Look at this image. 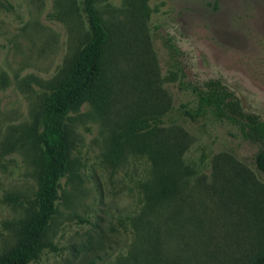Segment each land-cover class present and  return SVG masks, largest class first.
Returning <instances> with one entry per match:
<instances>
[{"label": "rangeland", "instance_id": "obj_1", "mask_svg": "<svg viewBox=\"0 0 264 264\" xmlns=\"http://www.w3.org/2000/svg\"><path fill=\"white\" fill-rule=\"evenodd\" d=\"M94 1L115 38L112 96L70 113L69 171L29 264H249L264 248L259 144L184 115L197 97L181 80L220 78L264 119V0ZM87 34L80 0H0V255L36 210L40 112ZM247 175L257 188H239Z\"/></svg>", "mask_w": 264, "mask_h": 264}, {"label": "trees", "instance_id": "obj_2", "mask_svg": "<svg viewBox=\"0 0 264 264\" xmlns=\"http://www.w3.org/2000/svg\"><path fill=\"white\" fill-rule=\"evenodd\" d=\"M80 7L87 22V39L64 76L45 97L40 112L38 137L43 166L36 196L37 207L23 221L17 243L0 255V264H29L43 249L48 229L58 210L63 178L70 167V113L87 100L99 106L108 105L111 100L115 77V38L94 0H80ZM170 48L175 55L181 53L174 42L170 43ZM181 83L192 88L197 97L195 107L182 106L183 114L192 120L212 116L238 126L245 139L259 144L254 162L264 173V119L255 112L246 111L236 92L220 78H208L197 83L182 79ZM137 129L138 124L132 127V130ZM116 144L118 147V141ZM239 170L242 171L241 168ZM250 176H244L239 188L258 187L254 181L249 183ZM174 190L164 188L162 195L167 197ZM249 264H264V248L255 254Z\"/></svg>", "mask_w": 264, "mask_h": 264}]
</instances>
